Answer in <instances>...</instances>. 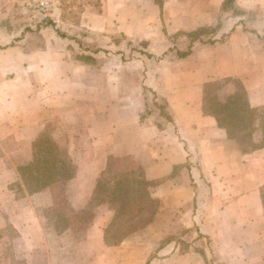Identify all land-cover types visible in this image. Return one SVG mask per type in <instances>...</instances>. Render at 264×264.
<instances>
[{"label": "crops", "instance_id": "0c3cea01", "mask_svg": "<svg viewBox=\"0 0 264 264\" xmlns=\"http://www.w3.org/2000/svg\"><path fill=\"white\" fill-rule=\"evenodd\" d=\"M66 1L81 10L65 23L101 44L95 61L77 56L79 35L56 31L60 19L40 46L0 45V264H208L195 247L180 251L197 236L220 264H264V121L254 118L242 149L204 112L205 85L221 80L264 108V0H234L243 14L226 0ZM203 28L214 41L192 43ZM31 164L53 168L36 190ZM146 184L154 217L108 241Z\"/></svg>", "mask_w": 264, "mask_h": 264}, {"label": "rangeland", "instance_id": "374dc122", "mask_svg": "<svg viewBox=\"0 0 264 264\" xmlns=\"http://www.w3.org/2000/svg\"><path fill=\"white\" fill-rule=\"evenodd\" d=\"M43 0H6L5 6H3V10L0 11V45L3 48H6L8 46L17 45L19 43L23 44L24 46L30 47V45H42L41 44V33L40 31L46 27H54L55 23L60 20H62V23L56 28V31L61 34H69L71 36L79 35L80 37L72 39L75 44L74 47L78 51L77 56H88V61H95L94 57L92 56L93 53H97L96 51L100 49L101 44H97V39L94 38V36H81L84 33V31H81L79 29H76L73 24L70 25L69 23H65V18L68 17L71 19V21H75V19L78 17L79 12L81 10V7L79 4H73L66 0H60L57 7L49 12H42L37 7ZM67 18V19H68ZM52 25V26H51ZM86 33V32H85ZM31 38H35L34 41ZM25 39H27L25 41ZM21 41V42H20ZM25 41V42H23ZM116 43V39H114ZM64 47H67V44L63 45ZM141 43H135L134 47H130L129 52L127 53V56L132 57L134 53L138 55V51L134 50H141ZM83 50H88V54L84 52ZM106 54H108L109 50L105 51ZM237 84V80H233ZM234 83V82H233ZM227 81L221 80L217 81L215 84L210 86V92L212 93L216 99H220L221 101L226 100L227 98L231 97V91L230 88L226 87ZM158 100L160 102V97H158ZM158 102V103H159ZM161 110V109H159ZM254 118L256 120H262L264 121V108L257 109L254 114ZM234 129L240 130L239 126L236 123H233ZM244 122L242 124V136L237 137L238 143L243 148H247L250 146L249 138L252 133V130L244 128ZM254 127V126H253ZM236 131V130H234ZM237 132V131H236ZM244 135V136H243ZM46 146H49L48 140L45 141ZM246 143V144H245ZM247 146V147H246ZM48 152L46 150H42L41 152H38V161L37 163L43 167V161L45 159V154ZM113 171H111L108 176H112ZM113 180V179H112ZM112 180H110V188L112 190L116 191V183H112ZM136 184V183H135ZM143 184V183H141ZM155 185V184H153ZM146 185L138 186L137 191L135 192L136 199L133 200V202L125 207L126 211H134L137 212L136 209L139 208V206H142L143 202H146V199H149L146 196V193L143 194L142 190H145L146 192ZM130 188V185L127 184L125 190L128 191ZM148 194V193H147ZM156 199V198H154ZM157 207H160V201L157 199ZM119 202V201H118ZM127 204L129 202H126ZM183 235L187 236V239L191 240V236L189 234V230H184ZM168 239H179L181 241L180 236H170ZM183 240V239H182ZM196 241L198 242L197 245H194V242L187 241L186 239L183 240L182 246L180 248V251H183L184 253H187L192 247H195L198 251H201L206 259L208 264H220V260H218L212 252V249L210 247V241L208 239H203L202 236H197ZM156 255V254H155ZM11 262V261H9ZM7 264H10V263ZM6 264V263H5ZM13 264H21V263H15ZM26 264V263H24ZM46 264V263H43Z\"/></svg>", "mask_w": 264, "mask_h": 264}, {"label": "trees", "instance_id": "16d2710c", "mask_svg": "<svg viewBox=\"0 0 264 264\" xmlns=\"http://www.w3.org/2000/svg\"><path fill=\"white\" fill-rule=\"evenodd\" d=\"M225 4V11H228V9L232 7L234 13L243 14L244 12L242 9L234 7V0H226ZM213 33V28L197 29L189 32L188 38L192 43L194 41H205L206 39L208 41H214L212 37ZM191 46L192 45H190V47ZM190 47L184 51L178 50V57L187 56L191 52ZM212 84L213 83H208L205 85L204 112L215 116L218 119L220 125L228 130L232 138L242 136L243 122L245 126L244 128H250V130L253 131L254 114L257 109L250 107V105L248 104L246 92H238L227 98L226 100L221 101L220 99L218 100L213 95H211L212 93L210 92V86H212ZM157 107L161 109L163 115H165L166 117L170 116L167 112V104L165 101L160 100V102L157 103ZM233 123H236L239 126L240 130L234 129ZM234 130H236L237 132ZM33 167H35V165L33 166V164H31L24 169L25 174H27L28 172L30 174L29 177L26 176L25 179L29 190H36L41 188L42 186L46 185L49 182L50 177H52V174H49L50 170L53 169L51 166H46L44 171L42 168L33 169ZM37 173L39 175H36ZM133 198L134 197H132V199H130L129 201L128 196L125 201L132 202ZM157 202V199L150 197L149 199H146V202H143L142 206L138 205L139 208L136 209L137 212H125L124 209L122 210V212L119 211L116 217V226L117 223L120 225H124L122 228L116 227L112 230L109 229L106 237L108 241L119 242L129 233L140 229L148 222H150L158 209Z\"/></svg>", "mask_w": 264, "mask_h": 264}, {"label": "built area", "instance_id": "2783aa9c", "mask_svg": "<svg viewBox=\"0 0 264 264\" xmlns=\"http://www.w3.org/2000/svg\"><path fill=\"white\" fill-rule=\"evenodd\" d=\"M59 1L60 0H43L37 7L42 12H49L57 7Z\"/></svg>", "mask_w": 264, "mask_h": 264}]
</instances>
